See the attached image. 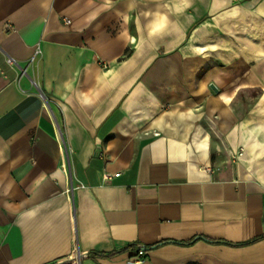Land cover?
I'll list each match as a JSON object with an SVG mask.
<instances>
[{
  "label": "crops",
  "instance_id": "obj_1",
  "mask_svg": "<svg viewBox=\"0 0 264 264\" xmlns=\"http://www.w3.org/2000/svg\"><path fill=\"white\" fill-rule=\"evenodd\" d=\"M263 234L264 0H0V264H264Z\"/></svg>",
  "mask_w": 264,
  "mask_h": 264
},
{
  "label": "built area",
  "instance_id": "obj_2",
  "mask_svg": "<svg viewBox=\"0 0 264 264\" xmlns=\"http://www.w3.org/2000/svg\"><path fill=\"white\" fill-rule=\"evenodd\" d=\"M66 22L68 23L69 21L66 20ZM38 52H39L38 50L35 51V53H34L33 56L31 57V60L34 59L35 55H36ZM9 61H10V60H9ZM116 175H117V173H116L114 176H116ZM104 178H105V179H108L109 176L104 175ZM144 259H145V249H144V247H139V248L136 250V252H135V254L133 255V257L127 259L126 261H127V264H140V263L144 262Z\"/></svg>",
  "mask_w": 264,
  "mask_h": 264
},
{
  "label": "trees",
  "instance_id": "obj_3",
  "mask_svg": "<svg viewBox=\"0 0 264 264\" xmlns=\"http://www.w3.org/2000/svg\"><path fill=\"white\" fill-rule=\"evenodd\" d=\"M260 237H264V234L263 235H260ZM260 237L256 238V239H260ZM255 240V239H253ZM248 242V241H247ZM242 244H246V243H242ZM115 253H117L116 251L114 252H111V253H104L103 256L107 255V256H111V255H114Z\"/></svg>",
  "mask_w": 264,
  "mask_h": 264
}]
</instances>
